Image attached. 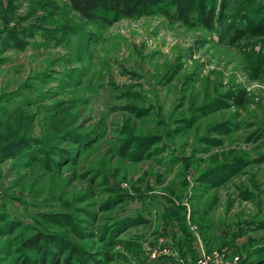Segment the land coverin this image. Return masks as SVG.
I'll use <instances>...</instances> for the list:
<instances>
[{
	"label": "rangeland",
	"instance_id": "obj_1",
	"mask_svg": "<svg viewBox=\"0 0 264 264\" xmlns=\"http://www.w3.org/2000/svg\"><path fill=\"white\" fill-rule=\"evenodd\" d=\"M137 3L0 0V264H264V0Z\"/></svg>",
	"mask_w": 264,
	"mask_h": 264
},
{
	"label": "trees",
	"instance_id": "obj_2",
	"mask_svg": "<svg viewBox=\"0 0 264 264\" xmlns=\"http://www.w3.org/2000/svg\"><path fill=\"white\" fill-rule=\"evenodd\" d=\"M137 0H68L71 8L76 11L81 17L89 21H95L97 19L109 20L105 17L107 12H111L116 18L119 15H130L135 11V2ZM143 0H138V5L142 3ZM214 11L209 9L205 16L200 18V23L207 29L212 28V21ZM173 19H176L177 16L173 15ZM186 24H189L190 21L187 17L178 18ZM235 103L238 105H243V101L240 97H236ZM108 260H111V257H108Z\"/></svg>",
	"mask_w": 264,
	"mask_h": 264
},
{
	"label": "built area",
	"instance_id": "obj_3",
	"mask_svg": "<svg viewBox=\"0 0 264 264\" xmlns=\"http://www.w3.org/2000/svg\"><path fill=\"white\" fill-rule=\"evenodd\" d=\"M201 263H202V264H208V262L206 261V259H203V260L201 261Z\"/></svg>",
	"mask_w": 264,
	"mask_h": 264
}]
</instances>
